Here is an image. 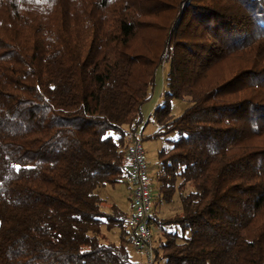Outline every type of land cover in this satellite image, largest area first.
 Returning <instances> with one entry per match:
<instances>
[{"label": "trees", "instance_id": "trees-1", "mask_svg": "<svg viewBox=\"0 0 264 264\" xmlns=\"http://www.w3.org/2000/svg\"><path fill=\"white\" fill-rule=\"evenodd\" d=\"M160 70L154 261L264 264V0H0V264H143L126 149Z\"/></svg>", "mask_w": 264, "mask_h": 264}, {"label": "built area", "instance_id": "built-area-1", "mask_svg": "<svg viewBox=\"0 0 264 264\" xmlns=\"http://www.w3.org/2000/svg\"><path fill=\"white\" fill-rule=\"evenodd\" d=\"M128 159L127 182L130 188L132 214L127 219L130 229V244L141 253L143 264H154L152 243L153 224L150 219L151 182L145 163L140 136L131 139L126 149Z\"/></svg>", "mask_w": 264, "mask_h": 264}, {"label": "rangeland", "instance_id": "rangeland-1", "mask_svg": "<svg viewBox=\"0 0 264 264\" xmlns=\"http://www.w3.org/2000/svg\"><path fill=\"white\" fill-rule=\"evenodd\" d=\"M163 71L160 70L156 77V84L153 89L152 96L149 100L143 103L141 107L142 115L144 117V125L142 129L139 131L138 136L140 135L141 145L144 152V159L148 167L151 171V176L154 173L155 167H156V154L161 147V140L160 139H153L148 138V134H150L154 128V122L152 120V110L156 106L157 103H159L162 100V91L164 89L163 87ZM188 104V101L186 98L183 99H172L171 101V113L173 115L179 114L184 107H186ZM154 181H151V186L154 187ZM98 193L106 199L109 203H114L118 205V207L126 210L128 213L130 212V204L128 200V185L126 181H122L113 185L105 184L98 188ZM172 203V202H171ZM171 206V204H166L165 202H161L156 206V210L159 211V214H162L165 210V213H167V209ZM156 229V228H155ZM154 231V228L152 229V232ZM113 233H115L113 231ZM116 234V233H115ZM114 234V236H116ZM128 248L131 252V255L133 259H137L140 262L144 261L142 255L140 252H138L136 249L132 247V245H128ZM135 250L138 252L136 254ZM154 264H163L162 261H157Z\"/></svg>", "mask_w": 264, "mask_h": 264}, {"label": "crops", "instance_id": "crops-1", "mask_svg": "<svg viewBox=\"0 0 264 264\" xmlns=\"http://www.w3.org/2000/svg\"><path fill=\"white\" fill-rule=\"evenodd\" d=\"M129 191V190H128ZM129 193V192H128ZM128 193H127V196H128ZM129 198V197H128ZM129 200V199H128ZM130 203V202H129ZM136 254L138 253L136 250H135Z\"/></svg>", "mask_w": 264, "mask_h": 264}]
</instances>
